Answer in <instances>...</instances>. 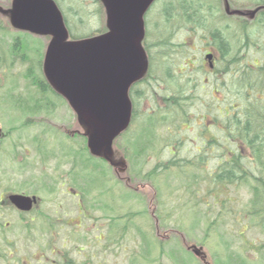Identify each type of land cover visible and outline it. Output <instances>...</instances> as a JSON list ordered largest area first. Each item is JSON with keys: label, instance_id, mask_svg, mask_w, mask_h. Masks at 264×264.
Masks as SVG:
<instances>
[{"label": "rangeland", "instance_id": "1", "mask_svg": "<svg viewBox=\"0 0 264 264\" xmlns=\"http://www.w3.org/2000/svg\"><path fill=\"white\" fill-rule=\"evenodd\" d=\"M179 24L181 20L175 23ZM50 40L47 36L27 37V60H34V50L38 48L44 51ZM185 40L188 44L186 47L191 51L189 47L194 46L195 50L190 52L188 59L182 57L179 61L175 55L180 53L174 52L171 62L176 59L175 67L180 63L191 67L193 64L190 59H196L198 64L201 62L203 52L200 49L203 47V41L188 40L184 36V30H178V35L171 44L181 45ZM251 54L254 57L260 56L258 51H251ZM5 59L9 67L0 68V128L6 134L0 141V195L23 193L27 196L36 195L42 201L38 212H31L23 219H19L17 212L12 208L0 207V252L7 256L4 261L0 259V264H67L64 259L72 257L71 254L78 261L85 259L80 249L93 255L91 264H229L232 256L236 259L237 254L241 253L251 258V261L255 259L264 262V256H255L264 252V233L261 232V227H255L258 218H251L249 214L251 201L254 199L252 190L256 181L253 179H256L257 169L247 182L219 192L214 189L211 197L207 195L206 185H200L202 192L192 198L189 190L186 192L185 184L193 183L197 178L201 181L207 170H191L183 180L182 175L177 172V167L170 171L161 168L159 174L149 178L157 164L173 158L168 153L165 156L158 155L162 147L160 141L157 143V138L156 144L152 145L158 148H150L145 153L149 158L134 160L126 157V153L135 151L136 142L139 145L144 141L143 137L148 133V114L154 112L157 101L161 102V95L176 88L173 82L164 83L165 70L153 73V76L160 79V85H152L154 92L150 90L148 94L136 100L138 117L128 132L114 143L116 156L122 161H127L129 170L125 177L129 179V183L118 179L112 173L109 179L114 181L113 183L102 181L98 172L104 170H93L90 167L95 161L100 162L83 153L81 168H87L81 170V176L85 177L83 191L87 208L85 205L82 208L79 201L77 202L79 198L58 190V183L62 175L73 173L70 161L75 155L74 152L70 156L68 153V158L64 157L65 153L70 151V143L65 138L67 131L77 128L83 133L85 128L82 129L78 125L77 116L68 104L63 100L59 101V98L52 94L44 97L29 79H26L29 64L27 68L24 66L25 70L20 66H13L8 58ZM150 83L152 79L149 83L140 84V88L148 91L151 89ZM205 86L206 91L202 90L200 95L206 98V104H211L216 109L217 103L212 97L213 86ZM47 99L52 104L51 109L44 105L47 104ZM16 100L27 101L32 108L39 103L43 109H38L36 114L29 111L24 113L14 106ZM192 110L193 113L196 112ZM44 131L49 134L42 135ZM182 133L186 145L183 150L177 151L179 159L186 156L187 148H191L190 141L187 140L193 135L191 131ZM157 134L158 138L163 136L161 131ZM38 135L40 138L42 135L43 139L39 138L36 143ZM41 142L44 146L38 147ZM153 142L155 143L154 139ZM71 145L81 150L84 140L82 141L81 137L75 138ZM244 155L250 157V151L244 152ZM145 161L147 166L144 170L138 168ZM100 164L108 170L103 163ZM210 164V169H218L215 160L211 159ZM137 171L141 172V176H135ZM78 172L75 171L79 176ZM52 177L56 178L55 182L49 185ZM106 179L108 177L104 178ZM137 186L141 187V191L136 192L133 189ZM51 187H56L57 191H52ZM100 195L107 196L102 199ZM224 201L229 203L225 209L227 214L219 216V209ZM2 202L3 199L0 198V204ZM57 206H61L60 209ZM262 208L264 210V207ZM85 209L89 212L90 220L83 223L85 235H79L83 225L79 226V219L82 217L78 212L86 211ZM132 214L137 216H132L133 219L127 218ZM262 222L263 226L264 220ZM9 223L11 226L7 228ZM258 223L257 221L256 224ZM239 226H246L243 236L237 232ZM143 236H153L154 239L151 241L148 238L146 243ZM161 244L164 245L167 255L160 253ZM66 253L69 255L65 256ZM41 257L42 262L39 263ZM258 261L255 262L262 264Z\"/></svg>", "mask_w": 264, "mask_h": 264}, {"label": "flooded vegetation", "instance_id": "2", "mask_svg": "<svg viewBox=\"0 0 264 264\" xmlns=\"http://www.w3.org/2000/svg\"><path fill=\"white\" fill-rule=\"evenodd\" d=\"M49 1L57 5L62 15L63 23L70 34L72 32L71 29L74 30V28L77 31L79 29L83 30L90 36L106 31V11H104L101 0ZM14 2L15 0H0V62H8L7 59L2 61L3 57H6L13 66H20L26 70L28 66L27 37L23 29L14 25ZM179 15L180 17H178ZM186 19H189L190 23L184 24ZM180 20L181 24L175 25ZM142 21L145 32L142 43L148 55L149 66L152 55L149 51V44L170 43L178 35V30H184V36L188 40L201 39L203 41V47L200 49L203 52L201 62L198 64L196 59H190L193 65L191 67L186 66H188L187 70L189 69L190 82L197 84L203 89H206L205 85L207 84L213 86L212 97L216 100L218 114L216 118L209 114V119H207L205 124L202 122L192 123L190 127V131L193 133L190 138V155L196 169L198 166L201 167L202 171L206 169L210 175L209 177H211L216 172L213 167L210 169L212 166L210 164L211 159L219 163V160L215 159V156L213 157V150L217 149V146L212 142L218 141L220 143L221 154L224 159L223 164L229 163V148L231 145L241 148L242 153H244L245 151L242 149L247 144L246 142L233 140L228 142L227 128L228 124L233 121L230 118L232 116L241 118L242 115L247 114L249 110L245 107L247 105L245 98L247 97L250 100H259V104H264V0H191L188 3L181 0H155L143 14ZM203 21L208 24L202 26ZM193 44L196 45L195 43ZM191 49L193 51L195 47ZM39 51L42 53L43 49ZM251 51L260 52V56L254 57ZM43 65L44 63L42 62L40 66L43 68ZM5 67H9L7 63ZM256 74H258L257 77L255 76ZM60 97L61 101L65 102L61 94ZM202 100L207 102L204 98ZM250 100L249 102L253 104ZM229 101L231 103L227 104L226 102ZM14 103L17 102L15 101ZM18 103H21V101ZM65 103L67 104V102ZM22 104L31 108L27 101ZM38 112H35V114ZM217 131H219V138ZM46 134L49 133L45 131L42 133L44 136ZM67 134L70 137L81 135L77 128L67 131ZM42 135L41 138L38 135L36 143L43 139ZM42 144V142L39 143L38 147L44 146ZM252 144L255 146L253 163L258 171L255 175L258 179V185L263 187L260 188V198L263 200L261 205L264 207V134L262 137L252 141ZM78 159L80 160V155H78ZM81 161L77 162V165L73 159V173L62 175L58 183V190L79 198L77 202L79 201L80 206L83 208L85 205V208H87L84 202L85 194L83 189L86 183L85 177L82 178L81 176V173H83L81 171ZM75 168L79 170V176L76 175ZM115 174L116 176L118 175L117 172ZM55 179V177H52V182L48 184H54ZM51 190L57 191L56 187H51ZM9 195L11 193L0 195V198L3 199L0 207L7 206L12 208L17 212L19 219H23L25 215H29L31 212H38L39 207L37 208L38 205L36 204L33 205V209L29 213L13 207L14 205L12 206L9 201ZM38 199V204L40 205L42 200L40 197ZM57 207L60 209L61 206ZM78 213L82 217V219H79V226L83 225L79 235H82V233L85 235V225L83 223L90 220V217H88L89 212L88 210H83ZM8 226H11V224H7V228ZM76 236L77 234L75 233ZM80 252L83 257L85 256L86 261L84 258V260L78 261L71 254L72 257L64 259L65 263L91 264L93 255L84 249H80ZM68 255L69 253L65 254V256ZM255 256H264V252ZM43 257H41L39 263L42 262ZM0 259L4 261L7 256L5 257L0 252Z\"/></svg>", "mask_w": 264, "mask_h": 264}, {"label": "water", "instance_id": "3", "mask_svg": "<svg viewBox=\"0 0 264 264\" xmlns=\"http://www.w3.org/2000/svg\"><path fill=\"white\" fill-rule=\"evenodd\" d=\"M102 1L109 31L101 36L70 41L57 5L49 0H15L14 25L53 36L45 55V77L86 127L91 153L110 160L113 142L132 118L130 88L148 72L142 16L155 0ZM10 200L23 211L36 202L22 195Z\"/></svg>", "mask_w": 264, "mask_h": 264}, {"label": "trees", "instance_id": "4", "mask_svg": "<svg viewBox=\"0 0 264 264\" xmlns=\"http://www.w3.org/2000/svg\"><path fill=\"white\" fill-rule=\"evenodd\" d=\"M183 2L191 1V0H181ZM189 8L188 6H184ZM170 17V16H169ZM180 17V15L178 16ZM190 23L189 19L185 20L184 24ZM208 24L206 21H203L202 26ZM71 35L75 38H79L83 35L79 33H84L85 31L83 30H78L76 28L71 29ZM79 34V35H78ZM86 34V33H85ZM89 35V34H87ZM201 39H199L200 41ZM188 44H186L185 41H183V44L181 45H174L166 42H160L159 44H149L150 46V53L152 54L150 57V70L148 72L147 78L138 83L132 91V99L135 102V117L134 121L138 117V112L136 110V105L138 98L148 94L150 90H153V86H158L160 85L159 81L160 79L158 77L153 76L154 72L160 73V71L165 70V78H164V83L173 82L176 84V88L172 91H168L164 95H161L160 100L161 102L157 101L156 103V108L153 110V113L148 114V127L146 131L148 132L147 135H144V141H141L140 144L136 142L135 146V151L133 153H126V157H130L131 159L133 158L136 159H146L149 158L148 156L145 155L147 151L150 148H158V146H153L160 141L161 142V150L159 151L160 156H165L167 153L172 156L173 158L170 159V161L163 162L160 164H157L149 174V178H152L154 175L159 174V171L161 168L165 169L166 171H170L172 168L177 167L179 171L177 170L179 175H182L183 180L186 179L184 177H187L189 174V171L194 170L196 172L201 170V167L198 166L196 169V166L193 162V159L191 157L190 149L187 148L185 151V157L182 159H179V156H177V151L178 150H183L185 148V140L184 137H182V132L190 131V126L193 123V120H202L203 117L205 118V114H215L218 112V109H214V107L211 104H206L202 100V96L200 93L203 91H206V89H203L202 87H199L197 84L190 82V76L188 75L189 69L187 70L188 66H186L184 63H178L179 66L175 67V62L172 61V57L174 56V52L180 53L179 55H175L177 57V60L179 59L182 60L183 58H188V55L191 54L190 52H193L192 49L191 51L186 47ZM148 46V47H149ZM178 46V47H177ZM194 47V46H193ZM189 47V48H193ZM181 51V52H180ZM36 58L32 60L31 58L28 59V72L25 75L27 79L31 82V84L38 89V92L42 93L44 97L47 96V94H52L53 96L60 98L52 89L50 84L46 82L44 76H43V71L42 67L40 66L42 63V54L40 52L35 51ZM4 57L3 60L4 61ZM6 62V61H5ZM5 62H0V68H6ZM170 62V63H169ZM174 68V71H173ZM186 74V75H185ZM258 74L255 76L257 77ZM181 77V79L179 78ZM152 79V83H150V88L148 91H145L144 89L140 88V84H145L149 83V81ZM241 81V80H240ZM181 84V85H180ZM139 87V89H138ZM155 89L152 91L154 92ZM206 99V98H204ZM244 100V99H242ZM250 99L245 98V102L247 105L245 106L246 109H249L246 115H242L241 118H236L235 116H232L233 121L228 124V136L230 137V140L232 139L233 141H244L247 144L244 146L245 152L250 151V157L244 155L242 153L241 148H236L235 146L231 145L229 148V163L223 164V157L222 154L220 153V143L217 142H212L214 145L217 146V149L213 150V153L215 155V159L219 160L218 169L215 170L216 172L209 177V173H205L203 175L204 177H201V181H198L195 179L193 183H187L185 184V190L186 192L189 190L191 193L192 198H196L199 196V194L202 192V189H200V185L203 187L204 184L206 185V189H208L207 195L211 197L212 192L214 189L219 191H222L223 189L232 187L233 185H239V183H244L249 180V177L255 170V164H253V158L255 156V152L253 153V150L255 146H253L252 141L256 137H262L264 133V114L262 115L261 113L264 112V104H259V100H250L253 102L251 104L249 102ZM16 102H20L16 100ZM46 102V101H45ZM13 103L14 106H17L19 109L23 111H29V112H38V109L41 110L43 109V106L39 103L36 104L35 107H26L23 106V102L21 103ZM250 103V104H249ZM46 107L48 106L49 109L52 108V104L48 102L47 99V104H44ZM216 108V107H215ZM47 109V108H46ZM196 110L195 113H193V110ZM253 113V114H251ZM251 114V115H250ZM157 131V132H156ZM159 131L162 132L163 136L160 138L156 137L159 133ZM157 138V139H156ZM153 139L155 143L153 142ZM156 139V140H155ZM85 145L83 146L85 153H88V148H86V138H84ZM190 141V137L189 140ZM153 144V145H152ZM242 149V150H244ZM146 150V152H144ZM144 152V155L142 154ZM135 155V156H134ZM128 157V158H129ZM142 157V158H141ZM185 158V159H184ZM200 159V158H199ZM144 166L146 165V161L142 162ZM94 166V167H93ZM90 165V167L94 170V168H101V165L98 163H95ZM142 166V165H141ZM87 168V166L85 167ZM202 171V170H201ZM205 171V170H203ZM254 176V175H253ZM257 179V177H256ZM253 179L256 181L255 186L253 187V200L251 201V206H250V217L251 218H258L256 220L259 222L258 224L255 223V227H261V232L264 233V225L263 220H264V210L261 209L258 204L260 201V188L258 186V179ZM217 192V193H218ZM219 194V193H218ZM229 203L224 201L222 203L221 209H219L220 213L219 216H223V214H227L225 209H227V205ZM207 205V204H206ZM210 207V205H207ZM132 216H137L135 214L128 215L127 218H133ZM260 217V218H259ZM223 219V217H221ZM262 219V220H259ZM236 221V220H235ZM240 227V226H239ZM241 229V230H240ZM240 229H237V232H239L240 236L244 235V232L246 231V226H241ZM127 230V229H126ZM126 232V231H125ZM125 232L123 234H125ZM232 235L231 232H228ZM145 237L144 241L147 243L148 238L154 239L153 236H143ZM155 243V241H153ZM148 245V244H146ZM264 249V247H262ZM160 253L167 255V251L164 248V245L161 244L160 248ZM241 253V252H239ZM237 258L235 259L234 256L230 258V263L229 264H257L255 260L251 261V258L245 257L243 253L237 254ZM3 258V257H2ZM232 259V260H231ZM224 262V260H222ZM261 261V260H259ZM258 261V262H259ZM222 263V262H221ZM262 263V261H261ZM263 264V263H262Z\"/></svg>", "mask_w": 264, "mask_h": 264}, {"label": "bare ground", "instance_id": "5", "mask_svg": "<svg viewBox=\"0 0 264 264\" xmlns=\"http://www.w3.org/2000/svg\"><path fill=\"white\" fill-rule=\"evenodd\" d=\"M104 18H105V17H104ZM263 114H264V113H262V115H263ZM263 118H264V116H263ZM263 134H264V133H263ZM257 138H260V136H259V137H256V138H254V140H255V139H257ZM254 140H253V141H254ZM204 170H206V169H204ZM258 186H259V185H258ZM259 188H263V187H262V186H259ZM262 202H263V200L260 198L259 205H258L260 208H262V207H263V206L261 205V204H262Z\"/></svg>", "mask_w": 264, "mask_h": 264}]
</instances>
